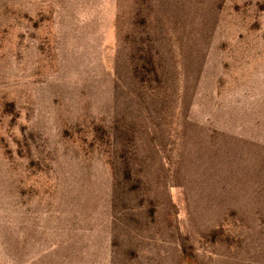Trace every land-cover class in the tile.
Returning <instances> with one entry per match:
<instances>
[{
	"label": "rangeland",
	"instance_id": "obj_1",
	"mask_svg": "<svg viewBox=\"0 0 264 264\" xmlns=\"http://www.w3.org/2000/svg\"><path fill=\"white\" fill-rule=\"evenodd\" d=\"M0 264H264V0H0Z\"/></svg>",
	"mask_w": 264,
	"mask_h": 264
}]
</instances>
